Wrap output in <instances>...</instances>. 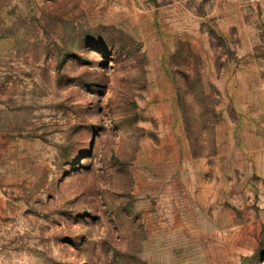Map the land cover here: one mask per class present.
<instances>
[{
	"label": "rangeland",
	"instance_id": "374dc122",
	"mask_svg": "<svg viewBox=\"0 0 264 264\" xmlns=\"http://www.w3.org/2000/svg\"><path fill=\"white\" fill-rule=\"evenodd\" d=\"M0 264H264V0H0Z\"/></svg>",
	"mask_w": 264,
	"mask_h": 264
}]
</instances>
